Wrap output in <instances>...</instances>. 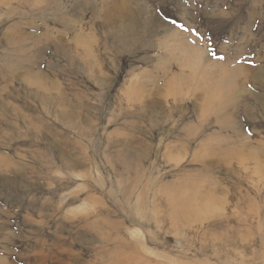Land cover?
<instances>
[{
    "label": "rangeland",
    "instance_id": "374dc122",
    "mask_svg": "<svg viewBox=\"0 0 264 264\" xmlns=\"http://www.w3.org/2000/svg\"><path fill=\"white\" fill-rule=\"evenodd\" d=\"M0 264H264V0H0Z\"/></svg>",
    "mask_w": 264,
    "mask_h": 264
},
{
    "label": "bare ground",
    "instance_id": "6f19581e",
    "mask_svg": "<svg viewBox=\"0 0 264 264\" xmlns=\"http://www.w3.org/2000/svg\"><path fill=\"white\" fill-rule=\"evenodd\" d=\"M125 16V14H123Z\"/></svg>",
    "mask_w": 264,
    "mask_h": 264
}]
</instances>
